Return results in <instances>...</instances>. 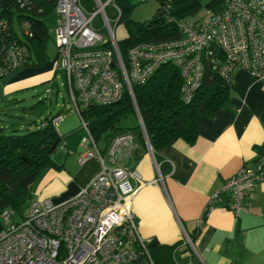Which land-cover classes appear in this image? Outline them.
<instances>
[{
	"label": "built area",
	"instance_id": "1",
	"mask_svg": "<svg viewBox=\"0 0 264 264\" xmlns=\"http://www.w3.org/2000/svg\"><path fill=\"white\" fill-rule=\"evenodd\" d=\"M49 1L54 3L55 13V75H62L70 104L86 133L76 161L84 165L97 159L100 171L67 201H30L20 223L11 211H5L0 264H153L148 244L139 235L132 204L140 189L160 181H144L135 169L122 165L126 160L133 163L138 148L131 133L112 136L102 151L82 112L91 105L116 104L128 94L140 135L152 153L133 86L145 84L168 64L177 70L182 80L180 100L188 104L200 87L205 62L227 82L235 69L264 77V0H217L208 10V18L177 21V39L137 44L128 49L125 58L115 38L122 15L116 0H91L94 8L90 14L83 0ZM31 2L17 0L21 9ZM109 7L112 16L107 14ZM168 8L163 6L164 13ZM22 28V36H31L29 21ZM28 54V46L10 36L8 22L0 19V78L21 68ZM45 92L50 94V90ZM63 119L60 114L53 118L56 131ZM263 179L264 155L253 168L240 169L210 196L203 219L218 207L222 194L228 195L234 216L247 213ZM201 222L200 218L198 224ZM184 242L193 248L190 236L184 234Z\"/></svg>",
	"mask_w": 264,
	"mask_h": 264
},
{
	"label": "crops",
	"instance_id": "2",
	"mask_svg": "<svg viewBox=\"0 0 264 264\" xmlns=\"http://www.w3.org/2000/svg\"><path fill=\"white\" fill-rule=\"evenodd\" d=\"M9 10H13L12 0H0V14ZM55 62L47 60L42 67L10 72L0 85L1 94L9 97L50 82ZM81 131L66 136L59 132L56 166L36 176L29 202L67 201L99 173L97 159L77 164L86 140ZM138 138L133 163L126 160L122 165L135 169L144 181H160L134 196L132 210L140 237L148 245L173 247L175 264H264V179L247 213L234 216L228 195L222 194L218 207L202 217L210 196L240 169L253 168L264 155V77L235 69L228 101L215 115L198 119L193 144L178 139L162 148L156 160ZM109 139L104 146L99 145L102 140L98 143L102 151ZM184 234L192 238L193 248L185 244Z\"/></svg>",
	"mask_w": 264,
	"mask_h": 264
},
{
	"label": "trees",
	"instance_id": "3",
	"mask_svg": "<svg viewBox=\"0 0 264 264\" xmlns=\"http://www.w3.org/2000/svg\"><path fill=\"white\" fill-rule=\"evenodd\" d=\"M155 17L145 23L129 19L130 6L124 0H116L121 10L119 25L126 32V38L118 42L123 58L129 48L140 43L177 39V21H185L200 8V0H155ZM210 1L207 11L217 5ZM168 5L164 13L163 6ZM12 9L3 11L0 19L9 24V34L26 44L29 54L21 68H38L47 62V42L50 39L44 18L54 11V3L49 0H32L24 9L17 0H12ZM14 16V19H13ZM171 21H168V20ZM18 25L20 36L14 28ZM29 21L31 36L24 35L22 23ZM23 29V30H22ZM12 32V33H11ZM56 75L50 82H54ZM1 77L0 79H2ZM182 80L171 65L162 66L145 84L133 86V93L142 118L149 144L158 160L159 151L178 139L193 144L197 136V121L200 117H211L228 101L231 81L223 80L209 62L204 63L199 89L188 104L180 100ZM134 113L128 94L122 101L110 105H91L82 112V119L94 140L109 139L118 129V123ZM59 115V114H57ZM56 115V116H57ZM55 117V116H54ZM54 117L26 125L22 131H6L0 128V219L5 211H11L13 219L24 215L28 208L30 189L36 176L49 167H55V157L61 143L59 131L52 124ZM139 141L144 146L142 136ZM16 220V219H14ZM3 225L0 221V231ZM153 264H175L173 247L147 245ZM146 260H144L145 262Z\"/></svg>",
	"mask_w": 264,
	"mask_h": 264
},
{
	"label": "rangeland",
	"instance_id": "4",
	"mask_svg": "<svg viewBox=\"0 0 264 264\" xmlns=\"http://www.w3.org/2000/svg\"><path fill=\"white\" fill-rule=\"evenodd\" d=\"M130 6L129 19L136 23H145L151 21L155 17L157 10V3L149 0L141 3V0H124ZM212 0H200V8L197 12L189 15L186 21H197L203 18H208L209 14L206 5ZM88 14L92 13L94 5L91 0H83ZM118 4V3H116ZM107 14L112 16V9H107ZM14 19V16H13ZM44 25L47 27L51 39L46 52L47 60L53 61L57 57V49L54 45L52 36L53 28L55 26V15L44 18ZM98 21H94L97 25ZM14 28L20 36L18 25L13 21ZM112 28L115 24L111 22ZM105 34V33H103ZM115 38L118 42L126 38V32L122 25L117 26L115 29ZM9 74V73H8ZM5 78L0 79V85L5 83ZM63 84V85H62ZM46 90H50V94H46ZM60 114L64 117L63 121L59 124L58 131L62 136L66 134H73L76 131L82 130L80 119L74 113L72 105L70 104L66 88L64 87V80L60 73H57L54 82H44L32 88L24 89L21 92L5 97L0 91V128H5L6 131L19 130L22 131L26 125H31L33 122L39 123L47 119L49 116L54 117ZM83 132V131H81ZM122 132H129L134 137L140 135L139 121L136 114H130L123 118L118 123V129L113 135ZM105 140H102L99 145L104 146ZM108 143V142H107ZM26 207L24 208V212ZM15 221L21 222V218H14ZM1 224L4 226L3 217L0 219Z\"/></svg>",
	"mask_w": 264,
	"mask_h": 264
}]
</instances>
